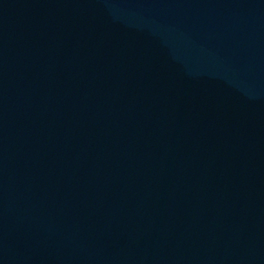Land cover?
I'll list each match as a JSON object with an SVG mask.
<instances>
[{"label": "water", "instance_id": "1", "mask_svg": "<svg viewBox=\"0 0 264 264\" xmlns=\"http://www.w3.org/2000/svg\"><path fill=\"white\" fill-rule=\"evenodd\" d=\"M0 264H264V0H0Z\"/></svg>", "mask_w": 264, "mask_h": 264}]
</instances>
